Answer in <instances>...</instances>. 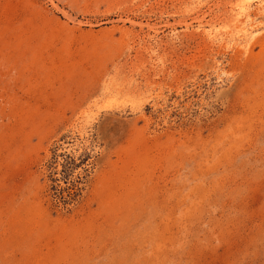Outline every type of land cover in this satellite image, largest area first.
I'll return each instance as SVG.
<instances>
[{"label":"rangeland","instance_id":"obj_1","mask_svg":"<svg viewBox=\"0 0 264 264\" xmlns=\"http://www.w3.org/2000/svg\"><path fill=\"white\" fill-rule=\"evenodd\" d=\"M240 1L0 0V264H264Z\"/></svg>","mask_w":264,"mask_h":264},{"label":"bare ground","instance_id":"obj_2","mask_svg":"<svg viewBox=\"0 0 264 264\" xmlns=\"http://www.w3.org/2000/svg\"><path fill=\"white\" fill-rule=\"evenodd\" d=\"M240 1V0H239ZM253 0H241L239 3H237V8H238V11L236 12V19L237 18H239V16H242V15H244L245 17H246V19H248L249 20V16H250V10L248 9L249 8V6L253 3L252 2ZM255 4H256V8H257V11H258V13H262V12H264V0H255ZM241 21V20H240ZM242 22V21H241ZM246 22V21H245ZM251 22H252V19H250V23H249V25L251 24ZM243 23H244V21H243ZM238 26V25H237ZM236 26V27H237ZM234 27H235V24H234ZM238 32L239 31H241V34L243 35V36H245L247 33H248V30H247V27H246V25H243V26H240L239 28H238V30H237ZM207 33H208V31H207ZM208 35H209V33H208ZM46 44V43H45ZM243 53V52H242ZM245 53V52H244ZM176 73H177V71H176ZM158 74V73H157ZM91 87H89V89H90ZM94 88H96V87H94ZM92 89V88H91ZM115 89V88H114ZM127 89V88H126ZM94 90V89H93ZM92 90V91H93ZM97 90V89H96ZM133 90V89H132ZM88 91V90H87ZM91 91V90H90ZM95 91V90H94ZM96 92V91H95ZM104 93V92H103ZM87 95H89V94H87ZM86 95V96H87ZM97 95V94H96ZM115 95V94H114ZM83 96V95H82ZM94 96H95V94H94ZM93 97V96H92ZM87 98V97H86ZM86 98H85V100H86ZM84 99V98H83ZM87 101V100H86ZM164 101V100H163ZM156 103V102H155ZM175 103V102H174ZM165 104V103H164ZM156 105H157V103H156ZM110 107V106H109ZM114 107V106H113ZM137 107H139V106H137ZM136 107V108H137ZM164 109V108H163ZM154 110H155V108H154ZM141 111V110H140ZM163 111V110H162ZM141 113V112H140ZM87 114V113H86ZM91 114V113H90ZM166 114H168V113H166ZM95 115V114H94ZM93 116V115H92ZM143 116V115H142ZM165 116H167V115H165ZM86 118H87V116H86ZM86 121V120H85ZM165 122V121H164ZM84 127V126H83ZM162 140V139H161ZM153 147V146H152ZM153 152V151H152ZM109 153V152H108ZM119 152H117V154H118ZM134 160V159H133ZM151 162V161H150ZM135 163V162H134ZM157 167V166H156ZM184 168V167H183ZM156 169V168H155Z\"/></svg>","mask_w":264,"mask_h":264}]
</instances>
